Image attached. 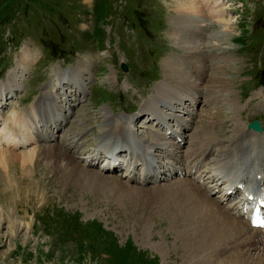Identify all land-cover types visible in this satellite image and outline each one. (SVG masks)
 Wrapping results in <instances>:
<instances>
[{
    "label": "rangeland",
    "instance_id": "rangeland-1",
    "mask_svg": "<svg viewBox=\"0 0 264 264\" xmlns=\"http://www.w3.org/2000/svg\"><path fill=\"white\" fill-rule=\"evenodd\" d=\"M83 1L0 0V88L6 93L1 100L3 116L12 108L27 111L61 72L70 79L84 76L82 93L77 89L76 98L70 94L65 99H72V108L62 129L54 131L56 139L44 141L37 134L40 141L29 145L36 150L29 158L10 155L0 159V264H198L197 258L205 254L192 248L175 216L156 203L157 183L126 182L119 172L97 168L96 160L89 164L90 152L108 140L99 134L100 110L108 111L111 125L121 118H137L142 104L156 101V85L163 79L161 60L183 53L168 36L170 13L165 0ZM222 4L232 20L229 50L237 65L229 83L236 108L220 106L206 120L200 113L204 103L185 100L181 103L184 108L166 109L187 122L182 134L176 133L173 120L164 125L177 141L186 138L188 143L194 130L201 128L217 137L215 154L209 157L206 169L216 163L220 149H227V137L236 134L231 130L235 120L243 125L257 121L264 130V106L258 107L264 101V0H222ZM25 44L31 48L32 61L22 75V91L10 97L6 82L13 77ZM83 67L87 69L80 72ZM141 114L129 128L140 138L175 148L159 134L162 126L156 128L154 119L149 117L152 122H146ZM76 126L81 132L78 135L72 133ZM149 130L154 133L150 135ZM62 138L77 144L67 153L82 164L85 175L59 172L52 161L42 160L44 144L68 146ZM184 147L176 149L178 156ZM65 159L61 155L62 163ZM86 171L111 175L125 187L102 186L101 180L94 182ZM165 178L158 184L181 177L167 174Z\"/></svg>",
    "mask_w": 264,
    "mask_h": 264
},
{
    "label": "bare ground",
    "instance_id": "bare-ground-1",
    "mask_svg": "<svg viewBox=\"0 0 264 264\" xmlns=\"http://www.w3.org/2000/svg\"><path fill=\"white\" fill-rule=\"evenodd\" d=\"M83 2L88 4V0ZM165 4L170 13L168 36L176 47L183 49V53L166 56L161 60L163 79L156 85L155 105L152 102L142 104V109L137 112L138 117L135 119L138 120L140 114L144 112L141 114L146 116L144 121L152 122L150 118L154 119L157 123L155 127L161 129L162 120L167 118L175 123L176 133L182 134V130L188 126L187 122L182 123L175 118V113L171 114L168 110L166 112V109L171 110L174 106H181L185 100L189 103L201 102L204 103V107L200 113H203L208 120L207 118H213L218 113L220 106L226 105L233 110L236 108L238 102L234 98V91L229 83L232 79L231 72L233 69L236 70L237 65L229 50L232 41H230L232 20L227 15V6H223L222 0H165ZM31 61V48L25 44L20 50V56L16 59L13 77L6 82V86L11 91L10 97H16L22 91V75L27 71ZM86 65L85 62L84 66ZM87 67L79 71L84 72ZM17 72H19L18 75H16ZM83 77L81 75V77L76 76L70 79L61 72L53 83L46 85L50 89L40 93L32 101L28 110L26 109L27 111L12 108L6 116H3L5 113L2 111L5 106H2L1 102V100L4 101L3 97L6 99V93L4 95V89L0 88V159L3 160L5 156L10 155H20L23 160L29 158L36 151L35 146L29 145L35 141L37 143L38 139L40 141L37 134L44 141L56 139L58 136L53 137L54 131L62 129L63 121L66 120L67 113L72 108V99L68 102L65 99H68L70 94L76 98L79 93H82L80 89ZM59 89H63L64 92ZM77 89L80 90L79 93L76 92ZM259 103L258 107L264 106V101L262 103L261 100ZM213 108L216 110L214 111ZM100 111L102 123L99 134L103 139L108 140L90 152L91 161L95 160V155L99 152H107L113 143H117L118 147L127 145L130 149L134 148V152L131 153L132 156L136 155L134 163L142 161L141 164L148 166L144 174H138L139 176L135 178L139 181L135 184L157 183L158 194L154 196L156 203L175 216V223L181 224L180 231L185 234L187 240L191 241L192 248L197 250L196 252H201L202 255L205 254L197 258L198 264H264V227L250 226L247 219L240 216L241 207L230 210L220 205L217 198L209 195L210 190L213 189L209 183L219 182L215 176L222 173L226 175V181H230L229 184L221 183L223 191H226L229 185H236L239 182L238 179L242 183L254 180L256 184H261L264 188L263 129L255 130L248 127L249 123L243 125L233 119L234 126L231 130H235L236 134L227 137L229 141L227 149L219 150L216 163L207 171L206 165L209 163V157L215 154L216 147L213 145L218 143V139L214 134L202 132L205 129L197 130L196 128L200 126L194 127L195 134L191 135L188 143L186 138H180L177 141L175 133L168 135L166 128L162 126L166 132L162 130L159 134L171 140H169L170 143L175 146L172 149L165 146V142L138 137L137 133L135 134L133 129L129 128L131 123L136 121L134 118H121V122L111 125L108 111L106 109ZM48 112L50 115L46 114ZM40 123L45 126L44 130ZM76 123L78 122L75 121V125ZM177 127L181 130L176 129ZM73 132L75 135L81 133L77 126L72 129ZM152 132L149 130L148 133L152 135ZM44 133L47 134L44 136ZM62 140L66 142L68 139L62 138ZM65 144L68 146L60 144V148L54 144H44L40 153L42 160L52 161L59 172L66 173V170H71V173L79 172L81 176L84 174L83 168L80 167L82 164L69 157L67 153L69 149L77 147V144L74 142ZM182 145L185 147L178 156L176 149L183 147ZM61 155L66 157L64 163L60 160ZM132 169L131 167L128 169V175L132 173ZM86 172L94 182L101 180L102 186L117 189L123 186L120 180L111 175L101 176L98 172ZM255 173L256 176H253ZM167 174H174L181 178L175 182L158 184L159 181L167 179L165 178ZM156 178L158 179L155 181ZM224 193L226 192H222ZM0 227H2L1 222ZM208 254L212 255L213 259L206 258Z\"/></svg>",
    "mask_w": 264,
    "mask_h": 264
},
{
    "label": "water",
    "instance_id": "water-1",
    "mask_svg": "<svg viewBox=\"0 0 264 264\" xmlns=\"http://www.w3.org/2000/svg\"><path fill=\"white\" fill-rule=\"evenodd\" d=\"M248 127L253 128L255 130L261 129V126L257 121H252L251 123L248 124Z\"/></svg>",
    "mask_w": 264,
    "mask_h": 264
}]
</instances>
